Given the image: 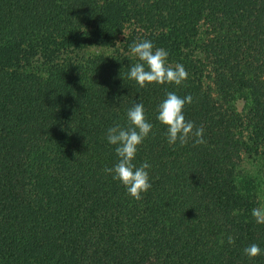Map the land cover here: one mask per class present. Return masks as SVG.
<instances>
[{
    "label": "trees",
    "instance_id": "trees-1",
    "mask_svg": "<svg viewBox=\"0 0 264 264\" xmlns=\"http://www.w3.org/2000/svg\"><path fill=\"white\" fill-rule=\"evenodd\" d=\"M144 40L187 80H130ZM169 91L204 144L167 143ZM134 103L153 125L139 201L103 171ZM263 203L264 0H0V264H264Z\"/></svg>",
    "mask_w": 264,
    "mask_h": 264
},
{
    "label": "clouds",
    "instance_id": "clouds-1",
    "mask_svg": "<svg viewBox=\"0 0 264 264\" xmlns=\"http://www.w3.org/2000/svg\"><path fill=\"white\" fill-rule=\"evenodd\" d=\"M130 53L137 59L128 72V78L135 81L141 88L148 85L171 84L180 86L188 78V72L182 64L174 66L168 63L169 53L161 47H155L149 40L133 43L130 46ZM193 100L191 95L181 98L175 92H166V98L157 107V121L166 127L167 143L174 145L177 142L180 146L193 139L194 144L202 145L203 127L197 128L193 122L185 119L184 107ZM127 125L117 123L108 128L106 139L110 145L115 146L117 162L114 167L105 168L106 174H111L114 181H119L127 193L135 200H141L142 193L151 188L149 173L147 169L151 165L145 161L137 167L133 161L138 147L148 137L153 125L148 122L145 116V109L142 103H134L127 110ZM251 215L255 222L264 224V207L253 208ZM223 244V240L220 241ZM234 238L228 237V243L234 244ZM244 255L253 259L261 255V248L258 244H251L244 248Z\"/></svg>",
    "mask_w": 264,
    "mask_h": 264
},
{
    "label": "rangeland",
    "instance_id": "rangeland-1",
    "mask_svg": "<svg viewBox=\"0 0 264 264\" xmlns=\"http://www.w3.org/2000/svg\"><path fill=\"white\" fill-rule=\"evenodd\" d=\"M90 51H93V52H101L102 51V49H95V48H93V49H91ZM263 207H264V203H263Z\"/></svg>",
    "mask_w": 264,
    "mask_h": 264
}]
</instances>
